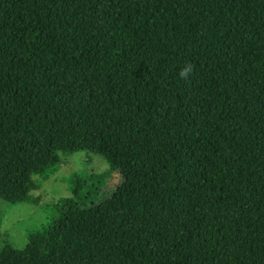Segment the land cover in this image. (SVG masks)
<instances>
[{
    "label": "trees",
    "instance_id": "trees-1",
    "mask_svg": "<svg viewBox=\"0 0 264 264\" xmlns=\"http://www.w3.org/2000/svg\"><path fill=\"white\" fill-rule=\"evenodd\" d=\"M76 151L0 264H264V0H0V200Z\"/></svg>",
    "mask_w": 264,
    "mask_h": 264
},
{
    "label": "rangeland",
    "instance_id": "rangeland-1",
    "mask_svg": "<svg viewBox=\"0 0 264 264\" xmlns=\"http://www.w3.org/2000/svg\"><path fill=\"white\" fill-rule=\"evenodd\" d=\"M61 162L57 171L49 178L39 180L38 188L30 194L38 197V204H9L0 200V252L10 248L22 249L28 241V235L38 226L46 222L48 206L59 202L65 197H72L68 188L74 173L81 176L100 174L108 171L104 184L93 199L103 200L121 182L117 171L111 170L104 157L87 151H76L71 154H61Z\"/></svg>",
    "mask_w": 264,
    "mask_h": 264
},
{
    "label": "clouds",
    "instance_id": "clouds-1",
    "mask_svg": "<svg viewBox=\"0 0 264 264\" xmlns=\"http://www.w3.org/2000/svg\"><path fill=\"white\" fill-rule=\"evenodd\" d=\"M191 71H192V65L188 64L183 69H181L180 76L183 78H188Z\"/></svg>",
    "mask_w": 264,
    "mask_h": 264
}]
</instances>
